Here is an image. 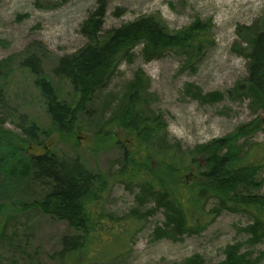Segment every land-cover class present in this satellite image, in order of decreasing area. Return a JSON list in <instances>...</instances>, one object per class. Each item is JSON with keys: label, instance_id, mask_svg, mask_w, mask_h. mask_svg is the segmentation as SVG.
<instances>
[{"label": "rangeland", "instance_id": "rangeland-1", "mask_svg": "<svg viewBox=\"0 0 264 264\" xmlns=\"http://www.w3.org/2000/svg\"><path fill=\"white\" fill-rule=\"evenodd\" d=\"M105 28L120 26L143 14L160 12L168 26L183 28L197 19L213 23L214 45L196 63V71L184 56L171 51L164 57L145 61L141 46L131 61H122L108 85L77 114L72 132L54 127L47 102L34 84V76L19 68L36 52L45 74L62 99L75 103L77 94L68 80L53 69L61 57L76 52L86 38L80 32L97 0H0V264H57L50 255L61 248L69 233L65 221L44 214L32 204L48 191L49 184L34 179L24 163L34 153L55 150L77 157L89 168L102 172L109 187L94 205L102 217L100 239L90 251L96 259L88 264H217L224 260L228 245L241 243V251L252 252L256 264H264V241L253 244L246 228L255 214L243 204L224 209L214 220L207 212L216 205L210 198L200 233L178 239L161 237L156 229L165 222L164 209L146 213L153 199L140 203L137 179L121 176L125 155L145 162V148L134 134L123 128L100 131L103 123L122 104L130 81L141 68L148 79L149 110L162 115L171 141L184 149L215 138L227 137L247 126H257L242 136V163L261 164L257 182L241 187L243 194H264V108L246 91L248 59L242 54L246 43L239 30L264 14V0H107ZM198 90L202 97L197 96ZM219 94L216 100L206 94ZM20 114L36 120L44 134L38 141L23 142ZM160 164H153L158 169ZM26 170V172H24ZM129 171V168H127ZM196 179L194 172L184 175ZM142 218H137L140 214ZM150 214V215H149ZM198 256L202 263L190 262Z\"/></svg>", "mask_w": 264, "mask_h": 264}, {"label": "trees", "instance_id": "trees-1", "mask_svg": "<svg viewBox=\"0 0 264 264\" xmlns=\"http://www.w3.org/2000/svg\"><path fill=\"white\" fill-rule=\"evenodd\" d=\"M107 6V0H97L80 28L86 42L73 54L61 57L53 69L56 76L71 84L78 97L75 103L69 104L60 97L36 52L19 64V68L34 76V84L45 97L48 113L58 130L74 131L72 126L77 114L88 111V104L108 85L121 62L133 59L136 47L141 46L145 61L162 58L171 51L180 53L185 63L196 71V63L215 43L211 20L197 19L173 30L160 12L143 14L106 29ZM239 34L246 43L242 54L248 59L246 91L264 108V14L252 25L243 26ZM147 83L140 68L130 81L118 111L103 123L100 131H109L106 132L109 134L113 129H127L144 145L146 161H137L126 154L119 174L139 181L141 192L137 200L140 203L153 199L154 207L146 213L164 209L166 219L164 226L156 229L157 235L178 239L185 234L200 233L206 228L207 222H202L206 205L214 198L216 205L207 212L212 216L210 221L222 210L243 204L255 214L252 224L246 228L251 243L264 241V194L240 192L241 187L257 182L256 175L262 165L242 163L243 147L237 143L257 126H247L227 137L184 149L180 141L170 140L168 124L162 115L149 110ZM1 95L0 89V99ZM197 96L202 97L199 90ZM205 97L216 100L219 94L210 93ZM19 118L23 142L38 141L45 133L26 114H20ZM155 163L160 164L158 169L153 167ZM28 167L33 170L34 179L49 184L48 191L32 204L44 214L65 221L69 227L61 248L50 257L57 264H88L96 259L90 251L100 239L98 223L102 217L119 220L93 210L109 187L108 178L89 168L79 156L65 157L55 150L32 154L24 163V169ZM188 172L196 174L192 183L184 179ZM141 215L144 214L137 218H142ZM241 245L238 242L228 245L224 260L217 264H256L259 260L253 258L252 252L241 251ZM190 262L202 263L203 258L198 256Z\"/></svg>", "mask_w": 264, "mask_h": 264}]
</instances>
